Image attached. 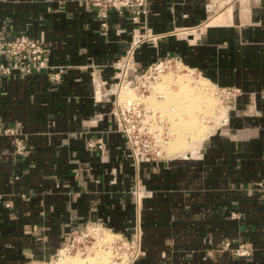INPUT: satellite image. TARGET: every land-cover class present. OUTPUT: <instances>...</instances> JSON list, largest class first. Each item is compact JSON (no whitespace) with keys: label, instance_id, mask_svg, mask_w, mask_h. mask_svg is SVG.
I'll return each instance as SVG.
<instances>
[{"label":"crops","instance_id":"1","mask_svg":"<svg viewBox=\"0 0 264 264\" xmlns=\"http://www.w3.org/2000/svg\"><path fill=\"white\" fill-rule=\"evenodd\" d=\"M134 16L109 11L104 30L90 0H0V35L43 41L46 63L64 70L58 85L45 73L0 76V129L26 147L17 155L16 136L0 132V264L48 260L90 224L131 239L137 221L134 264H264V0H150ZM146 33L156 40L136 50V73L172 58L203 78L202 92L240 93L191 151L168 143L177 157L136 165L113 115V63ZM180 100L165 103L182 119L177 137L199 128L175 111L190 103Z\"/></svg>","mask_w":264,"mask_h":264},{"label":"built area","instance_id":"2","mask_svg":"<svg viewBox=\"0 0 264 264\" xmlns=\"http://www.w3.org/2000/svg\"><path fill=\"white\" fill-rule=\"evenodd\" d=\"M97 8L98 17L103 21L102 28L106 30L105 20L109 11L119 15L127 9L134 13V21L140 16L146 15L150 0H90ZM150 33L135 34L130 47L125 55L113 63L118 72L116 90L123 87H133L140 93L141 98L147 99L146 92L150 91L153 84L159 81L160 76L172 64L176 67L180 62L176 59L166 58L151 64L144 72L136 73L134 54L145 42L155 41ZM46 47L43 41L29 36H21L16 39L4 38L0 35V76L9 77L17 74L21 76H32L38 73H45L47 79L53 85L62 81L64 73L61 67H51L45 60ZM133 74L132 81L130 77ZM134 85V86H133ZM233 105L240 91L238 89H220ZM231 107V106H230ZM113 115L116 118L117 127L127 141L129 156L136 165L142 159L147 161H161L165 159V147L169 143V134L166 130V122L161 115L148 109L143 103H123L118 96L115 97ZM165 129V130H164ZM0 132L16 136L12 129H0ZM88 148L91 151L104 150L102 142H89ZM24 142L16 136L15 151L17 155L25 153ZM256 187L264 192V177L256 183ZM134 198L137 207L140 205V186L137 185L134 191ZM234 218L235 215H234ZM96 251L103 252L109 264H134L141 254V229L139 221L134 227V236L131 239H124L110 231L103 225L90 224L82 230H73L70 239L65 246L51 258L34 264H70L69 259L74 257L85 258ZM222 251H230L237 257L251 255V249L246 243H239L236 248L226 242Z\"/></svg>","mask_w":264,"mask_h":264},{"label":"rangeland","instance_id":"3","mask_svg":"<svg viewBox=\"0 0 264 264\" xmlns=\"http://www.w3.org/2000/svg\"><path fill=\"white\" fill-rule=\"evenodd\" d=\"M173 64L172 67H168L166 71L162 73V75L159 78V81L152 85L150 91L146 92V96H148L147 99L141 98L140 93L137 90H135L132 86L127 87V88H131L128 89L131 91L126 90V92L130 93L128 94L129 96L125 97L123 92L121 93V91H119L118 93L116 88H112V93L114 95L113 96L114 99L116 96H118L120 102L143 103L148 109H151L155 113L160 114L161 119L166 122V130L165 129L164 130L167 131L169 134V145L178 146L183 144L184 141V146L187 148L185 153H187L191 151L192 148H194V146L190 148L189 146L192 145V142L194 140L198 139L200 134L204 133L205 131L211 132L212 130L214 131L216 130V128L218 127L217 125L223 122L222 118L219 117L220 114L224 112L225 115L230 109V106L232 105L229 103L230 98L227 97L226 94H224L220 89H217L211 86L210 84H208L207 93H204V91L202 92L200 89H197L198 87H196L195 90L197 91L199 90L203 94V97H206L208 100L211 99L210 101L212 102V104L210 103L211 106L210 107L208 106L209 107L208 110L210 111V114H205L206 117L204 116L203 110H207L206 105L208 103V100L207 99H205L204 101L202 100V105L199 111L196 109V111L193 113V115L195 116L198 122V123L194 122L195 125H193V127L199 126V128H197L196 131H191L192 133L191 132L187 133L185 131L183 132L181 137H177L178 130H181L179 124L182 122L181 121L182 119L179 121L178 116L176 114H173L174 111L169 106L168 107L165 106V103L168 100L171 99L173 100L172 94L171 96L170 95L167 96L168 92L166 91L165 93V91H163L166 84L165 82H167L168 78H172L173 80H176L179 77L180 78L186 77L190 79L192 82L197 81L200 83L202 82L203 78L200 77L197 73H194L193 71L184 68L181 63L177 64L179 68H176L174 66L175 64L174 65ZM175 85H176L175 83H170L166 88L177 91V85L176 86ZM158 103H162V106H159ZM184 118L185 120L189 119L188 116H184ZM215 126L217 127L215 128ZM197 147L198 145L196 146V148ZM185 153L182 156H184ZM166 157L172 158V157H177V155L175 151L171 152V150H169L167 146L165 147V158ZM75 261L76 263L79 262L82 264H109L108 257L101 251H96L94 254L87 256L85 258L74 257L68 260L70 264H75Z\"/></svg>","mask_w":264,"mask_h":264},{"label":"bare ground","instance_id":"4","mask_svg":"<svg viewBox=\"0 0 264 264\" xmlns=\"http://www.w3.org/2000/svg\"><path fill=\"white\" fill-rule=\"evenodd\" d=\"M196 82V81H194ZM192 82L190 79L186 78V77H182V78H178L176 80H173L172 78H168L167 79V82H165L166 84H170V83H175L177 85V91L175 90H172L171 91L168 89H163V91H166L168 92L167 96H171L172 94V97L175 99V100H179L181 99L182 100V103H183V100L185 99V102L186 100L188 101L189 104H175V111L176 112H180V113H188L190 112V114L193 115V113L196 111V109L199 111L198 109V106H199V103L201 101V98L203 97V94L198 90H195L196 86H197V83H194ZM164 83V84H165ZM201 83V82H200ZM163 84V85H164ZM165 84V85H166ZM175 85V86H176ZM183 86V87H182ZM128 89H131V88H127V87H123V88H119L117 91L119 93V91H121V93L123 92L124 96H129L128 94H130L129 92H126L127 91H131V90H128ZM199 89V88H197ZM205 91V90H204ZM164 93V92H163ZM165 95V94H164ZM181 100L179 102H181ZM208 100V99H207ZM211 100V99H210ZM211 102V101H210ZM130 103V102H129ZM202 103V102H201ZM212 104V102H211ZM185 106V107H184ZM210 107V105H208ZM209 109V108H207ZM205 111H208V110H205ZM210 112V111H209ZM208 112V114H209ZM213 113V112H212ZM206 114V112H205ZM204 114V116H205ZM206 117V116H205ZM199 119V118H198ZM190 120V119H189ZM192 121V122H191ZM191 121L189 122V125L190 127L192 128L193 125H195L194 122H197L195 116L193 115L192 116V119ZM179 123V122H178ZM182 123V122H181ZM181 123L179 125H181ZM198 123V122H197ZM199 127V126H198ZM195 128V127H194ZM190 129V128H189ZM200 146V145H199ZM183 153V152H182ZM78 259V258H77ZM83 262V261H82ZM78 264H82V263H79L77 262ZM76 261H75V264H77Z\"/></svg>","mask_w":264,"mask_h":264}]
</instances>
